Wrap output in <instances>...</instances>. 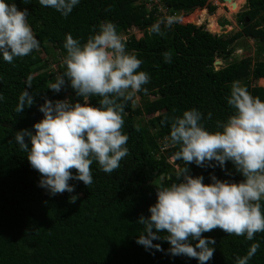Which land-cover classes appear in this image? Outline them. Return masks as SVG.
<instances>
[{
    "label": "trees",
    "instance_id": "1",
    "mask_svg": "<svg viewBox=\"0 0 264 264\" xmlns=\"http://www.w3.org/2000/svg\"><path fill=\"white\" fill-rule=\"evenodd\" d=\"M160 1L170 14L185 16L178 20L181 25L193 28L184 29L174 23L165 27L161 23V34L150 33L149 28L165 21L167 15L157 6L150 8L146 0H79L67 16L41 6L39 0H8L21 10L28 9V22L39 49L14 58L12 64L0 56V264H199L194 258L172 256L164 240L153 241L163 251L137 244L143 233V225L137 221L141 215H150L148 209L156 202V187L178 182V172L170 162L178 150L170 139L171 118L195 108L203 114L202 124L208 131L218 130L217 121H226L233 113L227 104L233 81H239L251 95L264 101V86L257 84H264V52L228 62L236 51L235 45L243 46V33L233 30L212 34L205 26L197 27L207 11L196 9L204 7L207 0ZM250 3L255 8L249 15L251 22L246 16L239 22L246 30H261L254 38L264 46V0H230L226 5L234 10L235 6L240 9ZM210 11L214 13L215 7ZM103 22L116 26L125 39L126 51L142 62L138 71L150 77L143 86L146 92L141 90L131 101L124 102L122 132L129 137V154L110 174L93 162L90 186L72 180L69 183L74 185V192L52 196L39 186L40 174L31 168L15 134L22 129L35 132L33 125L43 118L39 106L45 98L84 102L70 86L59 93L48 87L65 71L60 62L66 56V36L70 34L83 44ZM224 24L228 25L211 17L209 27L219 31ZM136 29L143 32L142 38L132 33ZM166 52L171 55L170 62L165 61ZM217 58L225 59L224 66H215ZM53 63L58 64L55 69ZM28 77L32 78L31 88H27ZM26 88L34 95L35 103L17 113L18 98ZM136 96L152 116L147 121L143 111L134 107ZM99 99L89 97L87 102L98 107ZM174 162L180 170L185 167L182 160ZM188 168L191 175L203 176L206 184L212 182V175L230 182L243 179L230 161L224 169L195 164ZM74 195L78 198L73 203L70 197ZM203 235L216 241L210 245L215 251L207 264H235L253 243H259V248L248 264H264V232L256 233L251 241L220 229ZM191 243L194 246L197 241Z\"/></svg>",
    "mask_w": 264,
    "mask_h": 264
},
{
    "label": "clouds",
    "instance_id": "2",
    "mask_svg": "<svg viewBox=\"0 0 264 264\" xmlns=\"http://www.w3.org/2000/svg\"><path fill=\"white\" fill-rule=\"evenodd\" d=\"M78 3L79 0H39L41 6L64 16ZM175 19L167 17L153 24L149 32L161 34L160 24L170 27ZM64 48L65 71L48 89L59 93L70 86L84 102L45 98L39 106L43 118L33 125L35 132L22 129L15 134L31 168L40 174L39 186L52 196L74 192V185L69 183L72 180L90 186L93 162L109 174L120 167V161L129 154V137L122 132L124 102L131 101L141 90L146 92L143 86L150 80L148 73L138 71L141 60L126 51L125 41L111 22L101 23L83 44L67 35ZM38 49L39 41L28 22V9L21 10L16 3L0 0L3 60L12 64L14 58H23ZM163 55L170 62V53ZM31 80L28 77L27 88L32 87ZM27 88L18 98L17 113L35 103ZM89 97H100L99 106L90 105ZM227 104L233 113L226 121H217L218 130L214 132L203 126V114L195 108L171 118L170 139L178 146L173 158L182 160L185 167L178 171L177 183L156 187V202L148 209L150 215H141L137 221L143 225L137 244L163 251L153 241L164 240L169 243L172 256L183 255L207 264L215 251L210 245L216 241L204 233L220 229L251 241L256 233L264 232V101L251 95L239 81H233ZM211 116L209 112L208 118ZM229 161L243 177L239 182L212 175V182L206 184L203 176L191 175L188 168L195 164L224 169ZM77 198L71 196L70 202ZM191 241L197 243L193 246ZM258 248L259 243H253L245 256L236 258L235 264H248Z\"/></svg>",
    "mask_w": 264,
    "mask_h": 264
},
{
    "label": "rangeland",
    "instance_id": "3",
    "mask_svg": "<svg viewBox=\"0 0 264 264\" xmlns=\"http://www.w3.org/2000/svg\"><path fill=\"white\" fill-rule=\"evenodd\" d=\"M228 1L230 2V0H215L214 3H210V0H207V4L204 7L197 8L196 10L206 9V11H207V15H204L202 17L203 22L200 25H198L197 27L205 26L206 29L209 32H211L212 34L228 33V32L233 31V30L241 31L243 33L244 38H243V40H241L243 43V46L235 45L236 51L233 54L232 58H230L228 60V62H231L232 60L233 61L234 60H240L241 58L246 57V56H250L251 58H253L256 53L264 52V46H260L258 43H256V39L254 38L256 35L261 33V30L258 32H256L255 29L254 30H246V28H244V26L239 22V19L242 16L243 17L246 16L248 23L251 22L249 19L250 18L249 15L255 10L254 6H252L250 3V4L242 5L240 9H239V7L236 8V6H235L234 10H231L229 8V6L226 5L229 3ZM226 2H228V3H226ZM212 7H215L214 13H212L210 11V9ZM196 10H194V11H196ZM187 16H188V14H187ZM178 17L182 18L185 16L179 14ZM211 17H215L219 24H221L222 21H226L228 23V25L224 24L223 29L220 25L219 31H217V30L212 31L209 27ZM181 18H179V19L177 18L175 20V22H174V24H176L175 26L180 24V26H182L184 29H192L193 28V27L192 28H186L185 26L181 25L182 22L178 21ZM226 26H229V27H226ZM132 33L135 34L137 39H140L143 37V32L139 31L137 29L135 31L132 30ZM122 39L125 40L124 38H122ZM246 46L249 47V50H246ZM50 60H51V56H50ZM60 63H63L62 59H61ZM224 64H225V59L217 58L215 61V66L217 68L224 66ZM57 65L58 64L53 63L52 68L55 69L57 67ZM257 84L259 86H264V84H262L260 82H257ZM150 100H153V97H151ZM134 107L140 108L143 111L142 117H144L146 119V121L152 117V116H148V114L145 112L144 101L139 96H136V98H135ZM157 115H158V113L155 114V116H157ZM170 162L174 165V170L176 172H178L180 170V167L177 164H175L174 158L170 159Z\"/></svg>",
    "mask_w": 264,
    "mask_h": 264
},
{
    "label": "built area",
    "instance_id": "4",
    "mask_svg": "<svg viewBox=\"0 0 264 264\" xmlns=\"http://www.w3.org/2000/svg\"><path fill=\"white\" fill-rule=\"evenodd\" d=\"M146 2L150 8H154L155 6H157L159 12L167 15V17H175L177 19V13L170 14L168 9L163 6L160 0H146Z\"/></svg>",
    "mask_w": 264,
    "mask_h": 264
}]
</instances>
